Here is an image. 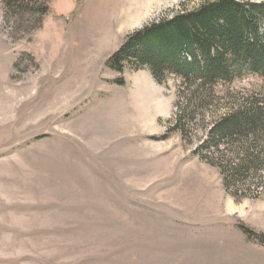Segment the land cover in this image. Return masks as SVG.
Returning a JSON list of instances; mask_svg holds the SVG:
<instances>
[{
    "label": "rangeland",
    "instance_id": "obj_1",
    "mask_svg": "<svg viewBox=\"0 0 264 264\" xmlns=\"http://www.w3.org/2000/svg\"><path fill=\"white\" fill-rule=\"evenodd\" d=\"M215 1L51 0L26 34L0 0V264H264L242 232L264 234V172L233 195L193 153L226 95L264 105V79L213 88L183 137L178 77L108 66L134 33Z\"/></svg>",
    "mask_w": 264,
    "mask_h": 264
},
{
    "label": "trees",
    "instance_id": "obj_2",
    "mask_svg": "<svg viewBox=\"0 0 264 264\" xmlns=\"http://www.w3.org/2000/svg\"><path fill=\"white\" fill-rule=\"evenodd\" d=\"M50 2L4 0L5 16L14 19V33L39 29ZM124 64L148 69L154 80L175 75L182 81L174 128L184 137L196 127L193 116L211 108L213 88L248 74L264 79V0L208 2L145 27L128 37L108 62L118 73ZM223 101L226 104L214 112L205 139L193 153L216 166L224 189L236 195L264 172V105L257 98L234 99L230 94ZM242 232L264 246V234L244 228Z\"/></svg>",
    "mask_w": 264,
    "mask_h": 264
}]
</instances>
